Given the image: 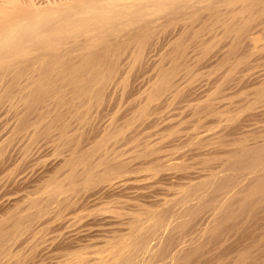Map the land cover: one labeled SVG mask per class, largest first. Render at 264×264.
<instances>
[{
	"label": "bare ground",
	"instance_id": "bare-ground-1",
	"mask_svg": "<svg viewBox=\"0 0 264 264\" xmlns=\"http://www.w3.org/2000/svg\"><path fill=\"white\" fill-rule=\"evenodd\" d=\"M0 188V264H264V0H0Z\"/></svg>",
	"mask_w": 264,
	"mask_h": 264
},
{
	"label": "rangeland",
	"instance_id": "rangeland-1",
	"mask_svg": "<svg viewBox=\"0 0 264 264\" xmlns=\"http://www.w3.org/2000/svg\"><path fill=\"white\" fill-rule=\"evenodd\" d=\"M261 71H263V69H262ZM261 71H260V72H261ZM3 189H4V188H3ZM0 190H1L0 192L2 193V194L0 195V197H2V198H0V199H2V201L7 200L8 198H11V195H12L13 193H15V192L10 191V192L12 193V194L10 195V193L8 192V191H9L8 188H7V189L5 188L4 190H2V189L0 188ZM6 190H8V191H6ZM5 192H6V195H5ZM19 193H20V192H19ZM19 193H18V194H19ZM18 194L16 193V194H13V195H14V196H17ZM3 195H5V196H7V197H4ZM13 195H12V197H14ZM8 196H9V197H8ZM3 197H4L5 199H4ZM3 199H4V200H3Z\"/></svg>",
	"mask_w": 264,
	"mask_h": 264
}]
</instances>
